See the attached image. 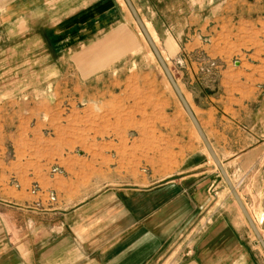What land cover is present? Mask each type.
Wrapping results in <instances>:
<instances>
[{
    "label": "rangeland",
    "instance_id": "rangeland-1",
    "mask_svg": "<svg viewBox=\"0 0 264 264\" xmlns=\"http://www.w3.org/2000/svg\"><path fill=\"white\" fill-rule=\"evenodd\" d=\"M112 2L117 23L112 25L111 31L108 27L101 33V37L98 31H88L86 34L90 37L81 40V45L77 43L69 48V53L56 56L58 66H61V59L66 65L63 71L55 74L54 85L36 84L37 75L43 79L51 76V72L44 69L47 67L45 54L38 56L37 63L36 58H32L37 57L35 54L25 55L27 50L37 51L35 48L45 50L37 45L38 40H20L18 43V40L0 39V50H13L14 44L20 45L16 55L13 51L0 55V82H6L5 86H0V94L6 101L0 119L3 124L0 140L7 160L28 157V152L22 151L26 149V135L20 137L25 139L20 145L10 138L20 121L30 126L36 123L38 135L34 147L38 148L39 159L52 158L55 144L68 142L69 147L61 151L62 157L87 160V175L95 168H101L103 180L108 181L103 182V186L131 184L141 174L154 177L159 165L161 169L174 168V132L183 144L192 142L204 148L127 6L123 0ZM131 2L196 114L192 96L197 92L198 96L200 92L208 91L227 97L226 106L232 104L229 102L233 96L245 101V109L241 110L239 118L252 132L253 139L239 135L238 147L252 145L259 150L242 166L229 167L228 177L262 237L263 223L260 224L258 217L264 214V0ZM105 34L111 35L112 40L104 38ZM167 35L172 36L168 39L173 41L171 53L166 52L163 45ZM100 42L103 52L112 47L111 55L92 53L91 46ZM83 44L87 49L81 50ZM99 61L104 62L100 64ZM39 64L40 72L37 71ZM84 81H88L86 87ZM85 91L92 100L97 95L109 98L97 104V108L93 101H80ZM49 95H57L46 103L49 106L44 102L37 105L41 98ZM35 107L45 116L39 120L23 119ZM52 111L54 114H50ZM99 130L101 133H96ZM94 144L98 145L96 150L91 146ZM164 147L171 149L164 150ZM95 155L96 166L92 161ZM141 161L150 165H140ZM48 171L52 176L63 172L58 164L49 166ZM220 180L214 190L212 205L221 206L226 197L238 208L239 215L251 230L227 185ZM100 186L94 184L91 189L94 191ZM33 192L49 198L52 194L42 192L36 184ZM200 221L205 223L204 216L199 218Z\"/></svg>",
    "mask_w": 264,
    "mask_h": 264
},
{
    "label": "crops",
    "instance_id": "crops-1",
    "mask_svg": "<svg viewBox=\"0 0 264 264\" xmlns=\"http://www.w3.org/2000/svg\"><path fill=\"white\" fill-rule=\"evenodd\" d=\"M115 11L112 0H0V39L18 43L38 40L37 45L45 50L35 48L37 51L27 50L25 55L35 54L37 57L32 58L37 63L38 56L45 54L44 69L51 76L43 79L37 75L36 84L54 85L55 74L66 65L61 59L58 66L55 57L69 53L77 43L81 45V40L90 37L88 31H98L100 37L108 27L111 31L117 23ZM103 37L112 40L111 35ZM168 39L172 36L164 37L163 45L171 53L173 41ZM14 46L13 50H0V55L12 51L16 55L20 45ZM80 47L87 49L84 44ZM109 47L103 52L102 42L91 46L92 53L103 55L112 54ZM37 69L41 71V64ZM87 82H83L84 87ZM5 85L0 82V86ZM197 93L192 100L198 113L190 108L229 176V167L242 166L259 150L252 145L238 147L239 135L253 139L239 118L245 101L233 96L229 102L232 104L226 106L227 97L208 91L200 92V96ZM56 96L41 98L37 105L49 103ZM108 98L97 95L92 100L85 91L80 101H93L99 108L97 104ZM5 102L0 94V119ZM44 116L35 107L23 119L39 120ZM21 123H17L10 138L20 145L25 141L20 137L26 135V149L22 151L28 152V157L7 160L0 140V264H264V251L238 208L226 197L221 206L212 205L215 187L223 178L205 146L183 144L174 132V168L161 169L159 165L154 177L141 174L131 184L103 186L108 181L103 180L101 168L87 175V160L62 157L68 142L55 144L52 158L39 159L38 148L34 147L36 123ZM91 146L93 150L98 148L97 144ZM92 159L96 166V155ZM54 164L63 172L52 176L48 168ZM140 165L150 164L141 161ZM35 184L42 192L54 194V200L33 192ZM94 184L101 186L93 191ZM201 216L206 220L204 224L199 222Z\"/></svg>",
    "mask_w": 264,
    "mask_h": 264
},
{
    "label": "water",
    "instance_id": "water-1",
    "mask_svg": "<svg viewBox=\"0 0 264 264\" xmlns=\"http://www.w3.org/2000/svg\"><path fill=\"white\" fill-rule=\"evenodd\" d=\"M125 5L127 6L129 12L131 13L135 23L137 24L139 30L141 31V33L143 34L149 48L151 49L155 59L157 60L159 66L161 67L163 73L165 74L169 84L171 85L175 95L177 96L180 104L182 105L184 111L186 112L189 120L191 121L193 127L195 128L197 134L199 135L201 141L203 142L206 150L208 151L211 159L213 160L216 168L219 170L225 184L227 185L228 189L230 190L232 196L234 197L238 207L240 208L241 212L243 213L247 223L249 224L251 230L253 231L257 241L259 242L260 246L262 247L263 251H264V240L262 239L261 235L259 234V232L257 231L255 225L252 223L247 210L245 208V206L243 205L239 195L237 194V191L235 189V187L233 186L231 180L229 179L226 171L224 170L223 166L221 165L219 159L217 158L215 152L213 151L211 145L209 144L207 138L205 137L195 115L193 114L189 104L187 103V101L185 100L183 94L181 93L174 77L172 76L170 70L168 69L165 61L163 60L161 54L159 53L157 47L155 46V44L153 43L152 39L150 38V36L148 35L144 24L142 22V20L140 19L139 15L136 12L135 7L133 6L131 0H123Z\"/></svg>",
    "mask_w": 264,
    "mask_h": 264
},
{
    "label": "bare ground",
    "instance_id": "bare-ground-1",
    "mask_svg": "<svg viewBox=\"0 0 264 264\" xmlns=\"http://www.w3.org/2000/svg\"><path fill=\"white\" fill-rule=\"evenodd\" d=\"M124 2V1H123ZM144 27H146V26H144ZM146 29V28H145ZM140 31V30H139ZM147 31V30H146ZM141 32V31H140ZM148 33V32H147ZM141 35L143 36V34L141 33ZM148 35H149V33H148ZM150 36V35H149ZM143 38H144V36H143ZM151 38V37H150ZM145 39V38H144ZM146 41V40H145ZM153 41V40H152ZM154 43V42H153ZM175 45V44H174ZM198 135V134H197ZM213 162V161H212ZM248 213V215H249V217H250V219H251V221H252V223L255 225L256 223H255V221L251 218V216H250V214H249V212H247ZM241 215L244 217V215H243V213L241 212ZM245 218V217H244ZM258 219H260L259 221H260V224L261 223H263V221H264V214L263 215H259V217H258ZM246 220V219H245ZM256 227V226H255Z\"/></svg>",
    "mask_w": 264,
    "mask_h": 264
},
{
    "label": "built area",
    "instance_id": "built-area-1",
    "mask_svg": "<svg viewBox=\"0 0 264 264\" xmlns=\"http://www.w3.org/2000/svg\"><path fill=\"white\" fill-rule=\"evenodd\" d=\"M50 200H54L53 194L50 195Z\"/></svg>",
    "mask_w": 264,
    "mask_h": 264
}]
</instances>
